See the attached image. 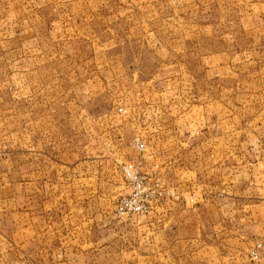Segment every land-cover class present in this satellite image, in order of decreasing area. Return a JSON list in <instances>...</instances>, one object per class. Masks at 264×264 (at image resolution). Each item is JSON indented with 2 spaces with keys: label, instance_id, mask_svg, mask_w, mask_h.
Here are the masks:
<instances>
[{
  "label": "rangeland",
  "instance_id": "374dc122",
  "mask_svg": "<svg viewBox=\"0 0 264 264\" xmlns=\"http://www.w3.org/2000/svg\"><path fill=\"white\" fill-rule=\"evenodd\" d=\"M103 1L106 8H66L68 0H0V52L9 53L5 62L8 68L4 69L7 71H2L4 66L0 61V116L16 111L22 94L18 91L16 74L22 64L19 61L22 46L18 44L21 38L37 32L42 37L64 36L65 22L61 23L60 19L65 18L69 19V30L86 35L93 30L95 41L85 44L84 40H78L67 49L68 56L73 58L68 61L67 75L68 85L71 78L73 83L75 122H80L82 117L91 120L85 136L79 135V126L74 128L75 151L97 149L100 141L104 145L101 136L106 126L98 125L99 117L106 114L115 125L106 127L104 138L109 152L100 163L104 172L100 176L92 171L90 174V204L81 198L75 200L74 213L81 212V207L85 212L88 208L91 214L105 213L118 225L119 242L106 246L104 264H204L225 254L235 238L251 229L239 216L242 204L228 205L224 212L209 206L202 213L200 205L195 203L198 196L215 197L214 204L222 202L219 194L220 198L214 196L206 187L209 184L202 185L201 190L193 183H173L165 177V158L151 153L156 140L147 126L152 117L157 119L153 113L144 112L140 116L141 124L123 125L116 137L113 128L117 124L122 126L130 113L138 117L132 106L146 102L147 98H153L157 115L163 110L172 111L173 116L184 112L183 120L194 115L195 107L203 105L204 120L196 126L201 127V131L197 130L201 134L195 140L192 138L195 144L210 154L225 147L231 149L235 173L247 164L254 165V169L264 166V8L255 4L264 0ZM57 3L62 4L60 8H51V4ZM88 9L90 12L85 16L92 20L90 25L81 22L84 20L81 10ZM49 21L53 24L57 21L58 28H51ZM55 47L60 56L64 47ZM60 58L59 70L65 68L63 57ZM69 66H72L70 70ZM8 71L10 74L6 75ZM122 74L126 80L128 76L135 80L126 82L125 89L120 91L113 80ZM107 79L112 83L105 86ZM147 81L151 84L147 85ZM3 101L6 109L1 105ZM1 121L0 155L4 157L16 149L17 141L7 139L12 125ZM180 127L182 130L176 129L171 136L194 130V126ZM60 135L57 129L53 138ZM136 137L144 140L143 151L133 145ZM115 139H120L119 143ZM172 142L177 146L176 138ZM245 153L248 155L242 156ZM209 156L196 158V168L211 171L213 161L225 165L224 157ZM74 158V165L87 161L91 168L98 167L94 163L102 159L81 155ZM127 165L143 176L137 196L139 209L117 215L120 201L132 197L133 180L126 176ZM237 192L233 197L242 199ZM256 193V188H251L249 198ZM184 195L191 201L190 205L184 203ZM180 199L182 204L178 203ZM165 208L172 214L169 220L160 216L165 214ZM238 247L235 258L245 260L241 243ZM89 259L91 264L99 263L97 256Z\"/></svg>",
  "mask_w": 264,
  "mask_h": 264
},
{
  "label": "crops",
  "instance_id": "0c3cea01",
  "mask_svg": "<svg viewBox=\"0 0 264 264\" xmlns=\"http://www.w3.org/2000/svg\"><path fill=\"white\" fill-rule=\"evenodd\" d=\"M72 4L74 6H71ZM255 4H260L257 5L258 8H264V1ZM61 5L51 4V8L56 10ZM65 6L66 8L107 7L103 0H68ZM110 6L112 7L113 4ZM81 12L84 19L81 22L85 21V24L90 25L92 20H88L85 16L90 9L81 10ZM56 22L53 24V21H49L50 27L58 28ZM60 22H65L63 23L64 36L42 37L40 32H37L34 36L21 38L18 43L22 46L19 49L21 50L19 61L22 64L16 72L17 86L18 91L23 95L19 96L16 111L13 110V113L9 115L4 111L5 113H1L0 116L3 124L12 125L7 139L12 138L17 141L16 149L8 155L2 154L4 157L0 155V264H8L16 260H24L26 264H91L89 259L91 256H97L98 264H104L106 246H115L119 242L118 239L116 240L118 225L115 221L112 222V218H107L105 213L98 211L91 214L88 208L85 212L82 207L81 212L74 213L75 200L81 198L82 202L90 204V174L92 171L94 175L100 176V173L104 172V167H100V163L104 162L103 158L109 152L104 138L107 134L106 127H112L115 123L111 122L110 116L106 114L99 117L96 120L98 125L106 126L101 136L104 145L100 141L97 149L89 147V149L82 148L75 151L74 128L79 126L78 130L81 132L79 135L85 136L87 125L91 123V120L90 117H82L80 122L79 120L75 122L72 101L73 83L70 76L68 85L67 75L68 61L73 58L68 56L67 49L75 41L84 40L86 44L95 41L96 38L93 30L88 35L82 31L69 30L68 18L60 19ZM57 45L64 47L60 51V56L55 47ZM58 57H63L64 69H58ZM8 59L9 53L1 50L0 61L3 62L2 67L4 66V68L0 67L2 71H7L4 69L8 68L5 64ZM33 61L31 66L27 65ZM71 68L72 66H69V70ZM5 73L10 74L9 71ZM125 78L126 75L122 74L113 80L120 91L125 89L126 82L132 83L135 80L131 76H128L127 80ZM150 81L146 84L150 85ZM111 83L107 79L104 85L108 86ZM146 100L132 106V110L136 111L138 117L134 118L132 117L134 115L130 113L128 120L122 126L117 124V127L113 128L114 137L121 132L123 125L134 126L140 123V116L144 112H148L149 115L153 113L152 116L157 119L152 117L151 123L147 126L151 132L150 136L154 141L156 140L151 153L153 156L161 154L165 158V177L173 183H193L198 188L201 187V190L204 189L202 185L209 184L206 187H209V191H213L214 196L220 198L217 195L219 194L222 202L219 201L217 204L215 202V205L212 202V198L215 197L198 196L195 203L200 205L199 209L202 213H205L203 211L209 209V206H215L217 210L224 212L228 205L242 204L238 212L239 216L243 222L246 221L251 225L250 230L243 231L240 238L234 239L232 246L225 254L218 255L204 264H264L263 164L256 169L252 167L254 165L247 164L239 173H235L231 149L225 147L221 151L210 154L203 150L200 144H195L194 140L201 134L197 132L198 129L201 131V127L196 128V126L204 120L203 105L193 107L194 115L186 116L183 120L184 112L173 116L172 111L163 110L160 115H157L158 113H154L153 98L149 99L151 101L148 98ZM1 105L5 108L6 102L3 101ZM196 109L199 112H196ZM182 124L189 129L194 126V130L180 133L176 137L171 136V132L176 129L182 130L180 127ZM57 129L60 130L61 135L59 138H53ZM175 138L177 146H174L172 142ZM116 141L119 143L120 139H115ZM213 153L224 157L225 165L220 161H217L219 165H216L213 161L214 165L210 166L211 171L196 168L194 162L196 158L208 155L215 157ZM76 155H81L82 158L101 157L102 159H97L94 163L98 167L91 168L87 161L74 165ZM247 155L245 153L242 156ZM64 157L65 160H63ZM85 162L88 165H85ZM228 163L231 164L228 165ZM251 188H256L257 192L252 199L249 198ZM235 190H239L237 194H240L241 196L238 197L242 199L233 197ZM182 198L185 204L190 205L191 201L186 195ZM178 203L182 204L183 201L180 199ZM168 211L169 209L165 208V214L160 215L162 220L170 219L172 214ZM240 243L241 252L247 256L245 260L236 259L235 253L239 251ZM255 249L259 254V260H253L251 257V252ZM225 258L229 259L225 260ZM114 264L118 263L114 262Z\"/></svg>",
  "mask_w": 264,
  "mask_h": 264
},
{
  "label": "built area",
  "instance_id": "2783aa9c",
  "mask_svg": "<svg viewBox=\"0 0 264 264\" xmlns=\"http://www.w3.org/2000/svg\"><path fill=\"white\" fill-rule=\"evenodd\" d=\"M119 111H123V108H120ZM133 145L140 151H143L145 149V142L142 138L136 137L132 141ZM125 172L126 176L133 180V192L132 197L129 200L120 201L118 211L119 213H116L117 215H120L121 213H124L126 211L131 210H138L139 206L137 203L138 199V190L143 186V176H140L138 174V171L134 169L132 165L125 166ZM251 257L253 260H259V254L257 250H253L251 252ZM8 264H26L24 261H12Z\"/></svg>",
  "mask_w": 264,
  "mask_h": 264
}]
</instances>
